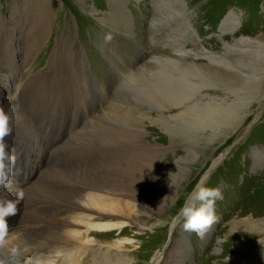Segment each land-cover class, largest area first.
<instances>
[{
  "label": "bare ground",
  "instance_id": "obj_1",
  "mask_svg": "<svg viewBox=\"0 0 264 264\" xmlns=\"http://www.w3.org/2000/svg\"><path fill=\"white\" fill-rule=\"evenodd\" d=\"M77 1L91 15L94 28L103 32L98 43L99 52L105 55L112 70L109 76L112 99L108 107L104 108L99 98L98 82L89 67L88 53L81 47L79 50L75 48L69 30L57 24L55 36L48 42L60 2L26 0L23 4L16 3L12 18L16 26L22 27L27 47L22 66L11 68L9 78L0 87V109L9 116L11 128L4 142L7 145L21 144L29 149H33L32 146L36 144L41 149L38 151L45 154L47 162L26 186L9 175L6 186L0 188V196L11 199H18L17 189L23 188L25 193L16 214L19 216L21 213L19 222L15 227H9L8 234L0 243V264H94L91 252L96 245L94 236H107L112 232L120 234L128 226L139 227L132 222V218L127 217L126 210L129 206L126 199L135 200L137 197L129 192L126 183L118 182V179L110 180L109 176L97 177L94 171L89 170L94 159L86 155L90 151L86 150L85 142L88 146L93 137L103 135L126 137L134 140L136 148L149 151L154 159L160 145L156 139H150V134L158 133L159 130L170 134L169 143L172 146L173 136L177 133L187 139L193 134L200 140L209 131L212 133L207 135L210 141L206 147L211 149L215 144L226 142L235 131L238 132L246 121L245 116L252 113L253 108L249 107L235 127L225 132L224 106L227 98L236 96L253 80L261 82L264 79V61H261L264 60V44L256 42L260 40L237 37L244 15L236 9L225 14L216 27L221 43L217 45V50L211 43L202 40L198 28L201 24L195 18V11L188 0H152L156 11L165 7L152 14V35L160 46L159 55L151 58V66L138 67L136 60L128 61L121 56L114 42L116 35L131 38L134 34L127 0H106L105 12L91 9L87 0ZM169 2L175 4L173 12L178 13L181 19L172 23L165 20L163 23L161 19L165 15L164 11L171 13L167 11L169 6H166ZM6 22L0 15V29H8ZM27 26L28 32L25 31ZM108 36H111L110 40L106 39ZM7 45L12 46L11 43ZM44 45H48L49 57H45L44 68L37 69L40 62L32 65ZM237 50L254 51L263 58L259 57L260 60L256 62L251 60L248 64L227 59L228 52L236 53ZM13 53L15 57V51ZM201 62L232 66L240 74L226 76L211 64L207 67L199 65ZM257 62L263 63L255 73ZM244 66L249 70L245 71ZM21 70L26 71V80L16 83ZM6 87L8 92L5 100L3 91ZM11 90L14 93L9 92ZM120 95L122 98H119ZM125 98L131 100L126 101ZM153 109L161 110L162 113L155 115L151 112ZM69 120L72 122L63 135L58 128L54 145L45 146L39 129L45 124L48 127H57L61 123L67 125ZM183 122L191 127L183 129ZM193 143H184L183 149L187 151ZM71 148L78 149L83 157L67 155V150ZM168 148L162 153L171 150V147ZM201 153H204L202 148L199 155ZM263 162L264 158H258L256 169ZM78 172L79 176L68 177ZM177 224L173 223L171 230L174 231ZM241 226L253 229V232L256 227L264 232L261 228L264 227L262 219L257 221L249 217ZM140 229L147 228L141 226ZM213 229L214 224L207 231L210 233ZM259 231L258 236L261 235ZM261 236L264 241V235ZM248 240L238 242L237 251L249 245ZM126 243L133 241H116L119 246ZM225 245L230 246V243ZM256 245L262 246L259 242ZM247 247L249 258L254 259L260 254L264 258V252L260 249L250 251ZM170 254L171 251L159 250L148 264H168ZM252 259L247 260L246 264ZM235 261L237 259L234 256L231 264Z\"/></svg>",
  "mask_w": 264,
  "mask_h": 264
},
{
  "label": "rangeland",
  "instance_id": "obj_2",
  "mask_svg": "<svg viewBox=\"0 0 264 264\" xmlns=\"http://www.w3.org/2000/svg\"><path fill=\"white\" fill-rule=\"evenodd\" d=\"M58 1L61 6L54 16V24L48 42L50 43L55 36L57 24L63 25L69 30L68 34L70 38H73L75 48L81 47L88 53L89 67L98 82L99 98L103 102V107L106 108L112 99L109 89V76L112 70L105 59V55L99 52L98 43L101 41L103 32L94 28V20L91 15L77 0ZM24 2L26 0H0V15L7 21L6 26L8 28L6 31L0 29V87H3L5 80L9 78L11 68L16 69L22 66L24 50L27 47L25 33L22 27L19 28L15 25L16 21L12 18V13L16 3L23 4ZM127 2V7L132 14L134 34L131 38L126 35H116L114 42L123 58L133 62L136 60L138 67L151 66V58L159 55L158 48H160L153 40L152 19L156 12L165 7L156 11L152 0H127ZM188 2L195 11V18L201 24L198 28L202 40L211 43L215 49L218 50L217 45L221 44L216 27L222 22L224 15L234 9L243 12L244 15L236 34L237 37H246L253 41L260 40L256 42L264 44V0H188ZM87 4L97 12L107 10L106 0H87ZM174 5L172 2L166 4L169 6L167 11L170 10L171 13L164 11L165 15L161 22L170 21L172 23L181 19L178 13L173 12ZM16 16H14L15 19L18 17ZM89 22L92 23L89 24ZM25 31L28 32V26ZM230 39L232 40V37ZM6 43H11L12 46L8 47ZM47 49L48 45H44L36 55L32 66L40 62L36 68H44L45 57H49ZM235 52H228L227 59L239 60L241 63L248 64L251 60L256 62L259 57L263 58L262 56L258 57L257 53L255 54L254 51L251 52L250 50H237ZM261 61L264 60L261 59ZM261 63L263 62L255 63L257 68L254 70L255 73L260 70L258 67L261 66ZM209 64L211 63H199L204 67ZM211 65L219 73L226 76H238L240 74L232 66L217 63ZM244 70L249 69L244 66ZM26 76L25 70L19 71L16 83L24 82ZM248 84L243 89L244 91L242 90L237 94L238 96L232 95V98H227L224 106L226 110L224 109L223 130L226 132L232 127L234 128L242 116L248 112L249 107L253 108L251 109L252 113L245 116L246 121L238 132L235 131L226 142L220 145L215 144L213 149L206 147L210 141L207 135L212 133L209 131L207 135L200 137L201 141L198 136L193 134L190 135L191 137L189 136V139L191 138L189 140L186 137L182 138L177 133L173 136L174 144L172 146L169 143L170 134L162 130L150 134V139H156L160 145L158 154L154 159L149 151L144 152L136 148L133 139L106 135L89 137L92 140L88 146L86 142L85 145L90 154L86 155L94 159H92V168L89 170L94 171L97 177L109 176L110 180L116 181L118 179V182L126 183L129 192L137 197L135 200L126 199L129 201L128 209H126L128 211L127 217L132 218V222L139 225V227L128 226L120 234L112 232L107 236H94L96 245L91 249L94 264H148L159 250L163 251L170 234L173 235V240L172 248L170 246L168 249V252L171 251L169 260H167L168 264H231L234 256L237 259L234 264H246L247 260L252 259V257L247 256L249 251L247 246H249L250 251L260 249L264 252L263 245H256V242L262 241L263 236L261 235H264V232H260L255 227L254 232L256 233H254L253 229L248 230V228L241 226L249 217L257 219V221L258 219L259 221L260 219L264 220V162L257 169L255 166L258 158H264V97L259 99V97L264 96V79L261 82L253 80V83ZM6 89L7 87L3 91L5 100L8 92ZM9 92L14 93L13 90ZM224 97H226L225 94ZM119 98L122 96L120 95ZM125 99L126 101L131 100ZM151 112L155 115L162 113L158 109H153ZM71 122L72 120H69L67 125L61 123L57 127L43 125L39 130L42 140L46 142L45 146L46 144L53 146L58 128L59 133L63 135ZM181 125H184L183 129L185 130L191 127L190 124L184 122ZM45 127H47L46 130ZM190 141L194 143L187 148V151L184 150L183 144ZM201 143L202 147H200ZM9 146L8 150L14 149L18 157L10 176L26 186L35 178L36 173L47 162V158L45 159L43 152L38 151L39 148L36 144L32 146L33 149L26 148L21 144ZM168 147H171V150L162 153V151L170 149ZM201 148L204 153L199 155ZM76 150L71 148L66 153L70 157L73 155L78 156L77 158L83 157V153H80L78 149ZM84 157L86 156L84 155ZM216 161L218 163L213 167ZM79 175L78 172L70 174L68 177L73 178ZM208 176L209 179L206 181ZM152 177H158V179L154 180ZM201 182L206 187L220 188L222 192V199L215 203L217 219L213 223V231L209 233L206 230L202 237L184 231L182 219L178 223L179 226H176L174 231L171 230L173 221L177 218L187 196ZM165 197L167 198L164 199ZM18 206L20 205L18 204ZM20 214L7 218L9 227L17 225ZM141 226H145L147 229L141 230ZM261 228L264 229V227ZM258 231L261 234L259 236ZM118 239L132 240L133 243L119 246L116 244ZM247 239H249V245L237 251L238 242ZM227 243H230V246L227 245L228 248L225 245ZM247 264H264L263 255H257Z\"/></svg>",
  "mask_w": 264,
  "mask_h": 264
},
{
  "label": "clouds",
  "instance_id": "obj_3",
  "mask_svg": "<svg viewBox=\"0 0 264 264\" xmlns=\"http://www.w3.org/2000/svg\"><path fill=\"white\" fill-rule=\"evenodd\" d=\"M106 39L110 40L111 36L106 37ZM9 123V116L0 109V188L6 186L8 177L12 173L13 167L18 159L15 150L12 149L9 151L10 146L4 142L5 137L11 132ZM152 178L154 180L158 179V177ZM24 195V189L20 188L17 189L18 199L0 196V243L4 241L8 234L9 226L7 218L17 214L18 204L20 200L24 199ZM219 199H222L220 188L206 187L203 182L197 184L187 196L184 205L180 208L177 218L173 223H179L182 219V228L184 231L192 232L202 237L217 219L215 203ZM259 243L264 245V241L259 240Z\"/></svg>",
  "mask_w": 264,
  "mask_h": 264
},
{
  "label": "water",
  "instance_id": "obj_4",
  "mask_svg": "<svg viewBox=\"0 0 264 264\" xmlns=\"http://www.w3.org/2000/svg\"><path fill=\"white\" fill-rule=\"evenodd\" d=\"M251 125H253V124H251ZM250 130V129H249ZM220 163V162H219ZM211 173V172H210ZM211 175V174H210ZM208 179H209V176H208V178L206 179V181H208ZM205 185V184H204ZM177 226H179L178 224H177ZM171 236H172V234H171ZM173 238V237H172ZM172 242V241H171Z\"/></svg>",
  "mask_w": 264,
  "mask_h": 264
}]
</instances>
